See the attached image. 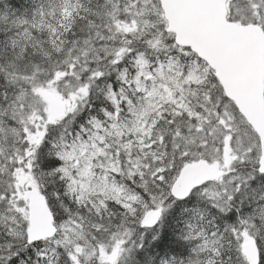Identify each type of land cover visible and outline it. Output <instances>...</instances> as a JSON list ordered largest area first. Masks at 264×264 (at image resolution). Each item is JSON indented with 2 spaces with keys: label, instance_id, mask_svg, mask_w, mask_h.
Listing matches in <instances>:
<instances>
[{
  "label": "snow or ice",
  "instance_id": "snow-or-ice-1",
  "mask_svg": "<svg viewBox=\"0 0 264 264\" xmlns=\"http://www.w3.org/2000/svg\"><path fill=\"white\" fill-rule=\"evenodd\" d=\"M0 264H264V0H0Z\"/></svg>",
  "mask_w": 264,
  "mask_h": 264
}]
</instances>
